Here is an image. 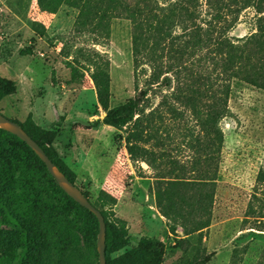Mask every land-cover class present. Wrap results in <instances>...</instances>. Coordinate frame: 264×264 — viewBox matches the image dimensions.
I'll return each instance as SVG.
<instances>
[{"label":"trees","instance_id":"1","mask_svg":"<svg viewBox=\"0 0 264 264\" xmlns=\"http://www.w3.org/2000/svg\"><path fill=\"white\" fill-rule=\"evenodd\" d=\"M119 1L115 10L133 22L135 96L111 105V60L107 53L96 49L79 47L76 55L67 60L72 77L76 79L89 71L99 105L106 112L104 122L125 133L126 148L133 162L147 161L157 168L165 167L161 177L166 187L157 194L158 205L165 215L186 217L189 207L205 213L215 201L225 137L222 121L231 113L230 98L235 88L245 83L264 90V0ZM38 2L45 10H56L55 0ZM73 5L87 22L97 17L106 20L111 9L100 0H75ZM249 8L256 10V31L236 37L231 31L242 12ZM35 27L44 33V29ZM16 90L13 80L0 78V101ZM156 96L161 98L158 103H154ZM166 114L178 120L195 121L186 124L194 150L191 164L195 169L188 168V163L176 156L170 158L163 150H156L154 141ZM20 124L75 182L76 173L53 146L56 132L33 120ZM197 127L200 132L196 134ZM209 164L211 176L205 172ZM19 165L35 169L44 180ZM199 170L201 174L197 177L193 173ZM55 189L66 200L59 203ZM192 190H198L197 195H191ZM252 195L248 216L264 223L263 168ZM115 203L107 197H100V204L94 203L107 223L108 264H114L112 252L127 244L126 221L115 216ZM72 206L78 214L70 221L66 209ZM85 218L93 224V229L88 227L82 233L88 238L91 257L95 256L99 264L100 224L95 213L58 184L46 163L24 140L0 127V264H47L43 256L50 255L55 246V231L71 226L78 236V223ZM210 224V215L194 219L191 225L182 223L186 234L198 231L202 234ZM165 254L163 240L144 235L120 260L124 264H164ZM214 254L195 256L180 264H205Z\"/></svg>","mask_w":264,"mask_h":264},{"label":"rangeland","instance_id":"2","mask_svg":"<svg viewBox=\"0 0 264 264\" xmlns=\"http://www.w3.org/2000/svg\"><path fill=\"white\" fill-rule=\"evenodd\" d=\"M55 1L56 10L51 12L38 0H0V78L13 80L17 86L15 93L0 101V111L22 124L33 120L55 131L53 146L76 173V184L93 203L100 204V197L116 202L113 211L126 221L127 244L112 252L114 264H124L121 255L136 247L144 235L165 242L164 264H180L213 252L205 264H264V223L248 216L258 173L264 169V90L245 83L236 87L230 98L231 113L222 121L225 137L214 204L205 213L189 207L186 217L167 216L157 201L158 191L166 183L161 177L165 167L131 160L125 133L104 122L106 112L99 105L89 71L74 79L67 64L79 47L107 53L111 60V105L135 96L132 20L115 10L119 0H100L111 8L108 17L90 22L80 16L75 0ZM255 31L256 10L249 8L242 12L231 34L244 37ZM160 99L156 96L154 103ZM187 123L195 121L166 114L154 143L156 150L195 169ZM199 132L195 128V133ZM28 172L44 180L35 169ZM205 172L212 175L210 164ZM193 174L199 177L201 171ZM54 194L59 203L65 199L56 189ZM165 203L167 208V200ZM66 212L70 221L78 214L73 206ZM208 215L211 224L202 234L185 233L183 222L191 225L194 219ZM91 224L86 218L80 220L78 236L71 226L56 230L55 246L50 255L43 256L47 264H96L82 233L88 227L93 229Z\"/></svg>","mask_w":264,"mask_h":264},{"label":"water","instance_id":"3","mask_svg":"<svg viewBox=\"0 0 264 264\" xmlns=\"http://www.w3.org/2000/svg\"><path fill=\"white\" fill-rule=\"evenodd\" d=\"M0 127L16 134L24 140L46 163L50 173L54 176L58 184L77 202L95 213L100 224L97 241L99 264H108L106 255L107 223L102 211L95 206L83 190L66 175V173L48 155L40 143L35 140L18 121L13 120L0 112Z\"/></svg>","mask_w":264,"mask_h":264}]
</instances>
